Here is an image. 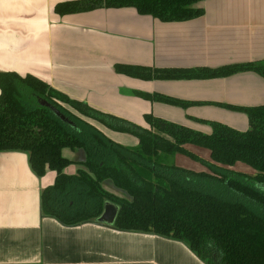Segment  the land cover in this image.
Segmentation results:
<instances>
[{
    "label": "crops",
    "instance_id": "crops-1",
    "mask_svg": "<svg viewBox=\"0 0 264 264\" xmlns=\"http://www.w3.org/2000/svg\"><path fill=\"white\" fill-rule=\"evenodd\" d=\"M66 1L73 0H0V71L35 76L144 128L150 114L203 133L211 131L210 121L244 131L248 117L233 106L264 102V77L257 72L212 74L264 60V0H201L193 7L202 13L182 21H161L134 7L55 13V5ZM125 66L164 77H134L121 71ZM102 130L122 145L138 144L133 135ZM184 146L210 160L208 149ZM62 155L71 161L63 172L85 168L82 149L64 148ZM170 163L208 171L180 153ZM232 168L256 172L241 161ZM55 176L50 169L34 174L25 151H0V264H206L179 240L95 220L64 225L44 214L41 192ZM101 185L127 197L109 179Z\"/></svg>",
    "mask_w": 264,
    "mask_h": 264
},
{
    "label": "trees",
    "instance_id": "trees-1",
    "mask_svg": "<svg viewBox=\"0 0 264 264\" xmlns=\"http://www.w3.org/2000/svg\"><path fill=\"white\" fill-rule=\"evenodd\" d=\"M199 1L73 0L56 4L54 11L64 15L134 7L161 21H182L202 13L193 7ZM242 70L264 77V60L212 74ZM121 71L143 79L164 77L152 76L139 66H125ZM233 109L247 115L246 130L210 121L211 131L203 133L150 114L144 116L149 125L144 128L71 99L35 76L0 71V151L27 152L30 167L39 177L47 169L56 172L53 184L41 192V208L64 225L94 221L104 201L110 200L119 206L113 225L118 230L152 232L182 241L206 264H264V102ZM102 128L133 135L138 144L122 145ZM185 144L208 149L210 160ZM64 148L82 149L85 168L63 172L71 163L62 155ZM175 153L200 162L208 171L170 163ZM237 161L256 172L233 169ZM106 179L127 197L105 190L101 183Z\"/></svg>",
    "mask_w": 264,
    "mask_h": 264
},
{
    "label": "water",
    "instance_id": "water-1",
    "mask_svg": "<svg viewBox=\"0 0 264 264\" xmlns=\"http://www.w3.org/2000/svg\"><path fill=\"white\" fill-rule=\"evenodd\" d=\"M119 211L118 204L110 201L105 200L103 203V209L101 214L95 219V222L107 226H113L116 216Z\"/></svg>",
    "mask_w": 264,
    "mask_h": 264
},
{
    "label": "rangeland",
    "instance_id": "rangeland-1",
    "mask_svg": "<svg viewBox=\"0 0 264 264\" xmlns=\"http://www.w3.org/2000/svg\"><path fill=\"white\" fill-rule=\"evenodd\" d=\"M193 153H198L197 151H193ZM201 156V155H200ZM168 161L169 162H171L172 161V157H169V159H168ZM195 161V160H194ZM201 164V163H200Z\"/></svg>",
    "mask_w": 264,
    "mask_h": 264
}]
</instances>
